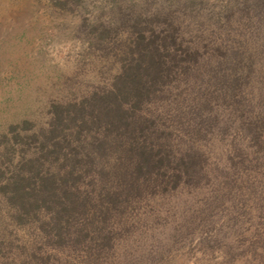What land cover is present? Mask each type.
<instances>
[{"label": "rangeland", "instance_id": "1", "mask_svg": "<svg viewBox=\"0 0 264 264\" xmlns=\"http://www.w3.org/2000/svg\"><path fill=\"white\" fill-rule=\"evenodd\" d=\"M0 264H264V0H0Z\"/></svg>", "mask_w": 264, "mask_h": 264}, {"label": "trees", "instance_id": "2", "mask_svg": "<svg viewBox=\"0 0 264 264\" xmlns=\"http://www.w3.org/2000/svg\"><path fill=\"white\" fill-rule=\"evenodd\" d=\"M133 80H136V75L133 76ZM118 117H119V115H118Z\"/></svg>", "mask_w": 264, "mask_h": 264}]
</instances>
